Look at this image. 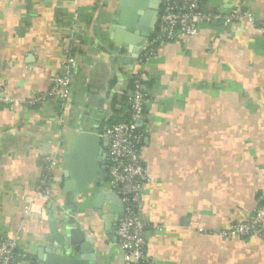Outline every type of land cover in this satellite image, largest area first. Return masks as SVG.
Returning a JSON list of instances; mask_svg holds the SVG:
<instances>
[{
	"label": "crops",
	"instance_id": "0c3cea01",
	"mask_svg": "<svg viewBox=\"0 0 264 264\" xmlns=\"http://www.w3.org/2000/svg\"><path fill=\"white\" fill-rule=\"evenodd\" d=\"M134 1L0 0V84L11 99L0 105V235L17 242L14 264H38L39 251L123 264L122 207L105 170L75 191L60 164L49 208L38 198L37 214L25 210L47 165L83 128L102 136L124 119L122 95L147 39L114 20ZM200 2L205 12L252 18L202 24L193 37L159 44L146 65L145 253L153 264H264V238L217 236L264 203V0ZM66 45L76 60L68 100L26 105L50 89Z\"/></svg>",
	"mask_w": 264,
	"mask_h": 264
},
{
	"label": "built area",
	"instance_id": "2783aa9c",
	"mask_svg": "<svg viewBox=\"0 0 264 264\" xmlns=\"http://www.w3.org/2000/svg\"><path fill=\"white\" fill-rule=\"evenodd\" d=\"M201 0H159L154 36H149L144 51L137 59L138 69L131 77V88L124 91L127 106V118L114 122L105 132L107 137V184L112 194L118 197L122 207V218L116 227V240L123 252V264H153L145 253L147 232L142 220L141 197L149 180L140 150L145 137V130L139 128V122L145 117L146 103L149 97L148 73L146 65L155 56L156 45L190 38L198 33L202 24L222 20L225 25H232L243 18L251 20L250 14L234 12L221 14L205 12L201 9ZM153 33V32H152ZM62 68L54 76L50 89L39 96L24 102L29 106L43 104L54 99L63 105L70 96L71 75L76 67V60L69 45L63 48ZM5 88L0 84V105L10 102ZM61 160L53 157L39 179L35 196L30 198L25 214H37L36 200L43 204L51 201L50 190L56 182L55 169ZM39 215L46 219L42 208ZM224 240L257 237L264 238V204L242 222L231 225L217 232ZM18 245L15 239L0 235V264H14ZM25 259V255H20Z\"/></svg>",
	"mask_w": 264,
	"mask_h": 264
},
{
	"label": "water",
	"instance_id": "95a60500",
	"mask_svg": "<svg viewBox=\"0 0 264 264\" xmlns=\"http://www.w3.org/2000/svg\"><path fill=\"white\" fill-rule=\"evenodd\" d=\"M145 2L146 0H135L133 7L124 6L125 8L120 10L114 24L116 23L117 28H121V33L124 30L127 35L148 39L153 30L150 26L151 20L143 19L140 10L141 4H145ZM157 11L158 8L153 15V19L156 17ZM125 15L126 19L124 18ZM105 132L104 135L100 136L91 129L83 128L77 134L72 145L63 154L61 159L62 177L64 184L72 190L81 191L90 187L107 168V137ZM113 196L118 199L114 194ZM50 205L51 202L48 203L47 207L49 208ZM49 219H52L50 214ZM52 233L57 239V230L53 227ZM38 258V264H87L83 259L60 255L55 252L45 255L39 251Z\"/></svg>",
	"mask_w": 264,
	"mask_h": 264
},
{
	"label": "flooded vegetation",
	"instance_id": "af4514ba",
	"mask_svg": "<svg viewBox=\"0 0 264 264\" xmlns=\"http://www.w3.org/2000/svg\"><path fill=\"white\" fill-rule=\"evenodd\" d=\"M159 5V0H146L145 4H141V12L143 15V19L147 21L151 20L152 16L156 12Z\"/></svg>",
	"mask_w": 264,
	"mask_h": 264
},
{
	"label": "trees",
	"instance_id": "16d2710c",
	"mask_svg": "<svg viewBox=\"0 0 264 264\" xmlns=\"http://www.w3.org/2000/svg\"><path fill=\"white\" fill-rule=\"evenodd\" d=\"M153 33H151V36H154L153 34H154V29H153V31H152ZM150 36V37H151ZM158 45H156V47H157ZM149 86V84H147V87ZM131 88V80H130V82H129V84H128V86H127V89H130ZM122 103H124V105H125V112H124V119H126L127 118V106H126V104H125V95L123 94L122 95ZM123 119V120H124ZM123 120H120V121H123ZM118 122V121H117ZM106 173H107V169H105V181H107V176H106ZM264 204V203H263Z\"/></svg>",
	"mask_w": 264,
	"mask_h": 264
},
{
	"label": "rangeland",
	"instance_id": "374dc122",
	"mask_svg": "<svg viewBox=\"0 0 264 264\" xmlns=\"http://www.w3.org/2000/svg\"><path fill=\"white\" fill-rule=\"evenodd\" d=\"M57 175H59V174L57 173Z\"/></svg>",
	"mask_w": 264,
	"mask_h": 264
}]
</instances>
